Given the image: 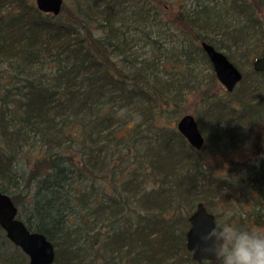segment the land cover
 I'll return each instance as SVG.
<instances>
[{"label": "trees", "instance_id": "trees-1", "mask_svg": "<svg viewBox=\"0 0 264 264\" xmlns=\"http://www.w3.org/2000/svg\"><path fill=\"white\" fill-rule=\"evenodd\" d=\"M63 1L53 16L34 0H0V191L27 228L53 244V264H204L185 247L199 202L219 226L226 213V223L264 229V142L251 155H234L264 126V73L243 74L224 99L201 98L209 121L198 126H206L213 150L205 141L196 151L167 120L182 108L183 93L169 94L181 80L162 83L152 60L126 54L130 30L149 38L157 26L221 52L196 27L227 35L222 9L198 0L193 11L179 4L169 19L163 0H136L128 9L125 0ZM238 3L246 12L236 10V20L245 23L232 34L255 39L258 56L264 0ZM0 264H28L1 228Z\"/></svg>", "mask_w": 264, "mask_h": 264}, {"label": "rangeland", "instance_id": "rangeland-1", "mask_svg": "<svg viewBox=\"0 0 264 264\" xmlns=\"http://www.w3.org/2000/svg\"><path fill=\"white\" fill-rule=\"evenodd\" d=\"M125 1L127 2L126 4H124L125 9H128V7H131L136 2V0ZM200 1L204 3L208 2V0ZM197 3L198 0H163L162 5L168 6L165 15L169 17V19H173L174 15L176 17L177 10H179V4H181V8L183 11H193V9L195 8L194 6ZM229 3L234 4L235 10H228ZM209 5H213L215 10H219V8L222 9L221 13L225 19V22H223L222 24V28H227L226 31L228 34L222 35L219 31L220 34L218 35L216 34L217 32H213L212 30H210L208 26L203 29L197 26L196 30L201 35H209L210 37L215 38L218 43H220V46L223 47V49H220L221 52H224L226 55H230V58L235 62L239 70H241V72L248 78L253 70L251 63L254 56L252 55V53L258 50L260 44H258L255 39L252 38H249L248 42L246 41L244 43L241 36L237 37V35L232 34V30L237 29L240 24L242 25L245 23V18H242V21L236 20V17L238 15V13H236V10H240L242 5L238 3V0H210ZM241 9L246 12L245 7H242ZM247 12L250 13L249 9L247 10ZM159 17L160 15H157V19L155 20L157 21ZM231 17H233L232 20L228 21L227 19ZM149 31L151 35L148 38L144 37L141 33L130 30V33H128L127 35L131 39V42L128 45V53L126 54H130L131 57L136 58L137 61L147 62L148 60H152L157 67L156 77L159 78L161 82L171 79L181 80V83L177 87L170 84L172 94H169L174 95L175 93L177 94V92L183 93L182 96L184 97V101L180 105L182 108L179 109V112L176 111L172 114H169L167 116V120L171 122L175 121L174 126L176 129V122L181 117V113H183L181 112L183 111L182 109H185V112L188 111L187 113L192 114L195 119L197 115L196 121L198 125L199 122L208 123L209 115L207 116V113L201 111L200 107L198 106L201 98L206 95V93L215 95L216 97L221 99H224L228 96L226 95L227 91L216 79L211 63L209 62L207 56L205 57V53L200 48V40L195 41V43L192 40V44L189 38L183 35L181 31L175 29L169 30L164 33V30H158L157 26L153 29H150ZM188 56L190 59H192V64L190 66H187L185 63H183V61L186 60ZM199 85L200 88L195 91L196 87ZM238 85L241 86L242 84L240 85L238 83ZM186 89L188 90V92H186ZM244 91L245 89H242V87H240L237 90L236 94L234 93L235 97L233 96L234 94H230L229 98H239L240 96H242V93ZM200 126L202 130L200 129V127L199 129L205 141H209L206 126L203 124H201ZM169 131L173 132L171 130ZM240 138L241 137L237 138L236 141H238ZM262 142H264V126L262 124H257L253 128V133L249 144L245 145L244 147L242 146V148H239L238 152H235L234 155L236 157H240L243 154L251 155V152L257 145H263ZM209 143L205 145V149L208 151L213 150V146H211V143ZM215 144L217 145V148L220 149L222 148L224 142L218 140ZM98 145L103 146L104 143L100 142L98 143ZM186 146H188L189 150H195L189 144ZM208 151H206V153H208ZM193 155L196 159L197 154L194 153ZM101 160V157L97 159L98 162H101ZM212 209L214 212H218L219 205H214ZM228 218V214L221 213L218 218V223L220 225H223L226 223V221H228ZM180 228L181 227H179L178 229ZM96 264L102 263L96 262Z\"/></svg>", "mask_w": 264, "mask_h": 264}, {"label": "water", "instance_id": "water-1", "mask_svg": "<svg viewBox=\"0 0 264 264\" xmlns=\"http://www.w3.org/2000/svg\"><path fill=\"white\" fill-rule=\"evenodd\" d=\"M35 7L42 13L58 16L61 12L63 0H34ZM200 48L211 63L215 77L227 92H232L243 78V73L220 51L209 43L200 42ZM252 69L264 73V47L260 55L252 60ZM176 130L186 142L195 150L204 146L205 139L200 132L195 117L185 114L176 122ZM189 228L186 232L185 247L193 260L201 262L208 258L217 264L214 256H206L203 251L197 250L205 245L201 237L219 226L214 214L210 213L202 202L196 204L194 211L188 217ZM0 228L7 239L28 257V264H53L55 251L53 244L47 237L36 231H31L18 218V209L10 196L0 191ZM195 251V254L194 253Z\"/></svg>", "mask_w": 264, "mask_h": 264}, {"label": "clouds", "instance_id": "clouds-1", "mask_svg": "<svg viewBox=\"0 0 264 264\" xmlns=\"http://www.w3.org/2000/svg\"><path fill=\"white\" fill-rule=\"evenodd\" d=\"M201 240L205 246L197 250L214 256L217 264H264V229H246L225 223ZM204 264H213V261L205 258Z\"/></svg>", "mask_w": 264, "mask_h": 264}]
</instances>
